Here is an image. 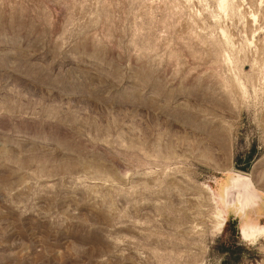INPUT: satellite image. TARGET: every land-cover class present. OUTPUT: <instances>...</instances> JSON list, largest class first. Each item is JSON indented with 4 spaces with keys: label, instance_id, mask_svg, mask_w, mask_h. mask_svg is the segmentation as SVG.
I'll list each match as a JSON object with an SVG mask.
<instances>
[{
    "label": "rangeland",
    "instance_id": "1",
    "mask_svg": "<svg viewBox=\"0 0 264 264\" xmlns=\"http://www.w3.org/2000/svg\"><path fill=\"white\" fill-rule=\"evenodd\" d=\"M0 264H264V0H0Z\"/></svg>",
    "mask_w": 264,
    "mask_h": 264
},
{
    "label": "bare ground",
    "instance_id": "2",
    "mask_svg": "<svg viewBox=\"0 0 264 264\" xmlns=\"http://www.w3.org/2000/svg\"><path fill=\"white\" fill-rule=\"evenodd\" d=\"M234 191H236L239 200L242 204V210H245L246 207L250 204L255 205L260 199L258 194L252 192L251 188L246 187L245 183L241 180V178L234 180L233 186L227 191V197L229 198Z\"/></svg>",
    "mask_w": 264,
    "mask_h": 264
},
{
    "label": "trees",
    "instance_id": "3",
    "mask_svg": "<svg viewBox=\"0 0 264 264\" xmlns=\"http://www.w3.org/2000/svg\"><path fill=\"white\" fill-rule=\"evenodd\" d=\"M229 225H230V222H227V223H226V227H225L226 230H227V226H229Z\"/></svg>",
    "mask_w": 264,
    "mask_h": 264
},
{
    "label": "water",
    "instance_id": "4",
    "mask_svg": "<svg viewBox=\"0 0 264 264\" xmlns=\"http://www.w3.org/2000/svg\"><path fill=\"white\" fill-rule=\"evenodd\" d=\"M226 224V223H225Z\"/></svg>",
    "mask_w": 264,
    "mask_h": 264
}]
</instances>
